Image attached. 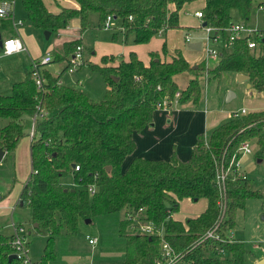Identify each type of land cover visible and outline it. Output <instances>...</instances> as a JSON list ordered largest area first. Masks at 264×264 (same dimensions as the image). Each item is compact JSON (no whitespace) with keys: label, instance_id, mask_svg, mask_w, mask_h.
<instances>
[{"label":"trees","instance_id":"16d2710c","mask_svg":"<svg viewBox=\"0 0 264 264\" xmlns=\"http://www.w3.org/2000/svg\"><path fill=\"white\" fill-rule=\"evenodd\" d=\"M17 1L36 29L52 35L58 36L73 19L80 20L84 32L94 25L93 16L97 17L95 25L103 27L106 18L113 15L123 27L120 32L126 41L132 35L136 44L148 43L170 29H190L180 23V13L187 4L205 3L204 23L221 31L224 42L229 40L225 30L236 23L233 10L237 11V21L248 25L253 12L264 9V0H76L78 8L53 13L44 0ZM1 20L8 38L15 37L11 19ZM118 35L115 33L114 38ZM258 40L260 45L254 49L247 38L222 46L219 62L208 69L207 80L212 76L220 78L226 72L242 73L249 77L254 89L264 92V39ZM81 43V38L64 42L54 52L52 62L69 61ZM150 58L146 65L136 52H131L128 60L105 55L100 65L89 62L108 86L99 102L77 87L57 84L66 68L56 76L45 72V93L38 91L30 70L25 80L0 97V118L8 120L0 128V149L7 154L14 155L20 142L30 135L25 132L24 117L34 116L39 100L48 112L35 123L32 172L20 196L23 205L31 210L32 226L47 237L42 259L36 264H51L56 258V239L78 234L82 220L122 210L126 216L120 223V233L126 238L127 252L121 264H155L164 240L183 251L216 223L221 224L226 236L237 225V213L245 209L247 200L264 198L250 178L234 180L228 175L225 195L217 182V167L228 166L242 143L257 144L258 156H264V110L231 118L209 135L200 134L188 161L181 160L176 152L163 160L134 155L135 135L152 124L159 102L165 97L173 99L181 91V105H197L205 88V64L192 65L180 49L170 53L166 41L161 52H150ZM183 73L191 78L182 88L177 77ZM70 175L73 182L67 184L65 178ZM92 184L96 185L95 194L88 190ZM186 198L206 199L207 208L184 222L173 219L172 214L180 210ZM222 199L226 200L223 217L219 204ZM128 213L133 214V219L128 218ZM137 221L163 227L164 233L161 236L130 231ZM12 238L0 231V264H21L17 259L10 260ZM225 247L228 255L224 258L203 244L194 248L187 259L192 264H246L251 251L243 240Z\"/></svg>","mask_w":264,"mask_h":264},{"label":"rangeland","instance_id":"374dc122","mask_svg":"<svg viewBox=\"0 0 264 264\" xmlns=\"http://www.w3.org/2000/svg\"><path fill=\"white\" fill-rule=\"evenodd\" d=\"M15 18L17 20L23 19L26 34L32 35L33 42L27 41L32 45L31 55L36 58L30 59L29 54H23L19 57L2 58L0 59V96L11 92L13 85L22 81L25 74L32 67L33 59L36 61H42L48 53L54 58V48L57 46L58 38L56 35H52L50 39H47L45 34L41 30L36 29L29 21L27 14L21 5L20 1H17L15 7ZM235 21H237V11H232ZM184 22L191 21V17L182 15ZM94 25H92L88 32L85 33L84 39H82V46H86L87 49L94 47L97 50V54L94 56L91 64H101L102 53L106 51H113L117 56L126 58L129 55L130 49L138 51L139 55L148 57L150 51L154 50V47H162L164 41H166L165 35H157L153 37L148 43L136 44L133 41L131 35L126 41V36L121 30V24L119 21H114L112 30L105 31L96 24L97 17L93 16ZM2 20L0 19V23ZM248 25L252 28L264 30V9H256L249 21ZM18 31V30H17ZM19 32V31H18ZM61 32V31H60ZM80 32H83L80 30ZM20 33V32H19ZM118 33V37L115 39L114 35ZM193 39L196 42L203 44V51L196 53L189 45H185L184 36L178 30H173L170 33L167 46L170 49L176 47L184 50L182 45H185V50L201 56L205 59V67L215 68L219 60H208V54L205 50V32L198 34H192ZM161 39L163 41L161 42ZM67 42V41H66ZM136 46V47H134ZM53 49V50H51ZM93 50L86 51L87 58L89 60L90 53ZM118 51V52H116ZM110 53V52H108ZM124 54V56H122ZM204 54V55H203ZM67 60L54 61L49 64L41 66V72L45 75V72L53 75L61 73V69L67 66ZM208 68V69H209ZM206 72L209 75V70ZM76 72V71H75ZM187 73H183L177 77V81L183 88L187 83ZM64 84L68 86H74L87 95H89L94 101L99 102L103 99L105 92L107 91V83L104 76L91 66L82 68L74 75L64 74L62 77ZM204 82L203 102H211L210 108L216 112L226 111L235 113L243 108L249 110H263L264 109V92L249 87L248 82L240 83L238 81V75L233 72H226L220 78L211 77L207 80L206 76L202 77ZM230 92L236 93V98L227 100ZM8 120L0 118V128L5 126ZM25 132L30 134L33 129V117L25 115ZM213 130H210L208 135ZM253 153L245 156H241L242 167L245 172L248 173L249 178L252 181L253 187L256 190L264 193V156L259 157L258 145L252 143ZM32 170L30 157L27 158V153L24 155L20 152L19 156L15 154H7L5 158L0 161V200L2 204L6 205L3 211H0V225L4 231L10 234L9 228L12 223V218L27 228V237L29 242V254L33 262L40 261L44 254V248L46 246V234L34 229L31 224V210L28 206L23 205L21 202V193L26 184L27 178L30 176ZM66 183L73 182V176L65 178ZM13 200V206L11 210H8L7 203ZM19 202H21L19 204ZM194 202V201H193ZM191 203L190 200H182L180 210L177 213L178 218L195 217L201 212V209L207 205L205 200H199ZM10 205V204H9ZM15 206V207H14ZM194 206V208H192ZM126 216L124 210L118 211L112 214L101 215L94 218L91 222L82 220L80 222L79 231L76 235L59 236L55 241V253L56 258L51 264H121L126 259L127 242L125 236L120 233V223ZM237 225L233 229V234L236 239L243 240L247 248L251 253L247 256L246 264H264V198H251L247 200L244 210H240L236 216ZM88 235L96 236L99 242L96 246H92L87 238Z\"/></svg>","mask_w":264,"mask_h":264},{"label":"built area","instance_id":"2783aa9c","mask_svg":"<svg viewBox=\"0 0 264 264\" xmlns=\"http://www.w3.org/2000/svg\"><path fill=\"white\" fill-rule=\"evenodd\" d=\"M17 0H3L0 2V19H11L12 25L14 29L17 31L20 27L24 26V20H17L15 18V7ZM195 15L203 20L204 23V14L203 11L199 10L195 12ZM115 21V17L113 15H109L104 24L103 29L106 31L112 30L113 23ZM123 29V27H120ZM203 30L205 31V50L208 54V62L210 60H219L221 56V48L222 46H232L233 42L237 39L247 38L248 45L250 48L254 49L259 47L260 42L258 39H264V30H259L252 28L251 26L245 25L241 22H236L230 27H228L225 31L229 33V40L227 42L223 41V34L221 31H218L212 26H203ZM163 32H160L162 35ZM186 41L192 42L194 41L191 34L186 35ZM202 44V43H201ZM203 47V44H202ZM26 50V46L20 37H12L3 41V46L0 47V58L2 56L11 55L17 52H22ZM53 60V56L51 53H48L45 57H43L42 61L33 60L31 71L33 72V77L35 80L36 87L39 92L45 93L47 91V78L41 72V66L45 64L51 63ZM85 59V48L80 45L74 50V52L69 56L68 61V73H74L79 70L82 66L86 65ZM209 66H207V69ZM206 78H208V73L204 74ZM57 84H64L63 80H58ZM181 91L176 92L173 99L169 97H165L161 102L158 103L157 109L171 112L172 110H176L181 107L180 103ZM47 111L42 107V101L39 100L37 105V110L33 116V129L30 133L31 139L35 135V123L39 118H44L47 115ZM249 111L247 108H243L238 112L233 113V118H239L243 115L248 114ZM253 153L252 143L247 141L242 143L239 154L235 155L228 166L220 165L217 167V182L221 192L225 195V185L226 178L228 175H232L234 180L241 179L247 180L249 175L247 172L243 170L241 156L249 155ZM77 170L80 169L79 166L76 167ZM88 190L91 194L96 193V185L92 184L88 186ZM21 202H19L20 204ZM221 207V215L222 217L226 211V200L222 199L220 202ZM15 207V206H14ZM142 210V209H141ZM172 214V218H173ZM133 214L128 213V218L133 219ZM135 217L134 219H136ZM174 219V218H173ZM11 227L13 229L12 233V246H13V254L17 256V260L20 261L21 264H36L30 258L29 254V242L27 237V228L23 224H18L14 221L11 223ZM221 224L216 223L212 228L207 230L206 232L200 234L194 243H192L187 249L183 251H177L175 247L167 242L163 241L162 243V252L161 255L156 259L155 264H192L191 260L187 259V255L193 251L194 248L199 247L201 245H207L208 248L212 252H215L217 256L222 258L227 257L228 251L225 247V244L234 243L239 241L235 238L233 234V230H228L226 236L223 235L222 230L220 228ZM130 231L152 235L159 234L163 235L164 229L158 228L153 223H142L141 221H137L135 224L130 226ZM188 229V227H186ZM89 243L92 246H96L99 242V239L96 236H87ZM211 245V246H209ZM206 252V250H205ZM208 254V253H207Z\"/></svg>","mask_w":264,"mask_h":264},{"label":"crops","instance_id":"0c3cea01","mask_svg":"<svg viewBox=\"0 0 264 264\" xmlns=\"http://www.w3.org/2000/svg\"><path fill=\"white\" fill-rule=\"evenodd\" d=\"M44 2L46 4L47 8L49 9V11H51L53 13H59L62 10V8H78L79 7V4L76 0H44ZM204 5H205V3L203 1L195 2L192 4H187L180 13V23L184 27L185 26L190 27V29H187V30L186 29H172V30L170 29L165 34H162V36L165 35L166 42L169 40L170 33L173 30H178L179 32H181L182 36H184L185 45L187 44L190 47V44L196 43L195 39L192 42H187L186 41V35L187 34L192 35L193 33L199 35L200 33L205 32L203 30V26H204L203 20L195 15L196 11H199V10L202 11V8L204 7ZM184 13H185V16L191 17L192 20L189 22H184L182 20V15ZM236 22H239V21H236ZM248 26H251V25H248ZM100 28L102 29V27H100ZM13 30L15 31V37L16 36L20 37L22 39V41L24 42V45L26 46V50L22 51V52H17V53L11 54V55L2 56L0 59L6 58V57H8V58L19 57L20 55H23V54H29L30 59L36 58L33 55H31L32 53H31L30 49L32 48V50H33L32 45L31 44L29 45L27 43V41L29 42V40H30V42L34 41L33 39L29 38L32 35L30 36V35L26 34L25 29H22V27H20L18 29V31L20 33L18 31H16L15 29H13ZM80 30H81L80 29V20L79 19H73L70 23V26H68V28L61 30V32L57 36V38H58L57 46L54 48V50L53 49H51V50H53V52L57 51L58 49H60L62 47V44L66 41L76 40V39H80V38L84 39L83 37H84L85 33L88 32V29L84 32H80ZM41 31H42V33L45 32L43 30H41ZM0 32H1L3 40L9 39L8 33H6L1 28V26H0ZM162 41H163V39H161V42ZM164 42H163V44H164ZM163 44H162V47H163ZM185 45L184 46L182 45V47H184V50H182V52H183L185 58L192 65H198V64L204 63V61H205L204 58H202L201 56L196 55L194 53L191 54L190 52L185 50ZM134 47H136V46H134ZM162 47L161 48L160 47H154V50H152V51L161 52ZM84 48H85V59H86L87 64L82 66L76 72H79L84 67H88L89 62L94 63L93 59H94V56L97 54V50L94 47L90 48L91 50H93L92 51L93 53H90V55L91 54L92 55L89 57V60H88L87 55H86V51L90 52V49H87L86 46H84ZM190 48L196 53H199V52L204 53L202 48H201V50H197V49H194L192 47H190ZM176 49H180V48H178V47H176L174 49L168 48L170 53H173ZM108 52H110V53H108ZM116 52H118V51H116ZM131 52H136L138 54V56L140 57V59H142L146 65L150 64V61H151L150 52L151 51L149 52L148 57L145 58L142 55H139L138 51H136L134 48L130 49L128 57L124 58L125 60L129 59ZM105 55L117 56L113 51H106L105 53H102L100 60ZM122 56H124V54ZM117 57L120 58L119 56H117ZM65 68H66V70H65L64 74L74 75L76 73V72H74V73H68L67 72L68 64L66 67H63L61 69V71H63ZM30 70L31 69H29V71ZM29 71H27V72H29ZM27 72L25 74V77L22 79V81L26 79ZM64 74H63V76H64ZM236 74L238 75V73H236ZM190 76L188 75L186 79L191 78ZM245 82L250 83L249 80H247ZM240 83H243V82H240ZM250 87L253 88L252 85ZM3 95H5V94H3ZM236 96L234 98H236ZM210 106H211L210 101L205 102V100H204V102H203V100H202L197 105L193 104L192 102L182 104L180 108H178L176 110L174 109L171 112H166V111H162V110L157 109L156 112L154 113V120H153L152 124H150L143 131H141L135 135L136 142H137V148H136L134 155L137 157H144V158L153 159V160H163V159H169L171 157V155L174 152H176V154L178 155V157L181 160L188 161L191 157L193 147L195 146V144L198 140V136L200 134L208 135L210 130L215 129L216 127L220 126L225 121L233 118L232 111L230 113L226 112V111L216 112L215 110L211 109ZM261 110L257 109V110L252 111V110L248 109L249 113L255 112V111H261ZM20 152L23 155H24V153H27V158L30 157L31 166H32L31 137L30 136L25 137L20 142V144L18 145V147L16 149V156L17 157L19 156ZM6 155H7V153H6ZM31 172H32V170H31ZM28 179H29V177L27 178V180ZM67 184H72V183H67ZM186 199L190 200L191 203L194 201L190 198H186ZM3 200H5V199H3ZM3 200L2 201L0 200V211H3V209H5L3 207L6 206V205L2 204ZM201 200H205L206 204L208 205V202L206 199H201ZM12 202H13V200L10 203L9 202L7 203V206H9L8 210L9 209L11 210V207L13 206ZM194 202H197V201H194ZM207 205H205L201 209V212L198 215H196L195 217L199 216L207 208ZM180 207H181V203H180ZM192 208H194V206ZM173 218L175 220H181L184 222L188 217L178 218L177 213H174ZM191 218H194V217H191ZM12 221H14L18 224H23V223H20V222L14 220L13 218H12ZM9 228L11 229L10 234H8L4 231H1V229H3V228L0 225V231L1 232H3L6 235H12L13 229L11 227V223L9 225Z\"/></svg>","mask_w":264,"mask_h":264},{"label":"water","instance_id":"95a60500","mask_svg":"<svg viewBox=\"0 0 264 264\" xmlns=\"http://www.w3.org/2000/svg\"><path fill=\"white\" fill-rule=\"evenodd\" d=\"M203 25L206 26V23H204ZM44 34H45L47 39H50L52 33L50 31H45ZM3 41L4 40L2 39V35H1V32H0V47L3 46ZM190 47H192L194 49H197V50H201L202 44L200 42H196V43L190 44ZM116 80L118 81V78H116ZM247 80H249V77L247 75L242 74V73L238 74V81L239 82H245ZM250 86H251V83H249V87ZM235 96H236V93L230 92L228 94L227 100H231ZM5 155H6V151H4L3 149H0V161H2L4 159ZM91 221H92V219H87L86 220V222H91ZM36 226H38V225L36 224ZM13 259H17V256L15 254H11L10 255V260H13Z\"/></svg>","mask_w":264,"mask_h":264}]
</instances>
